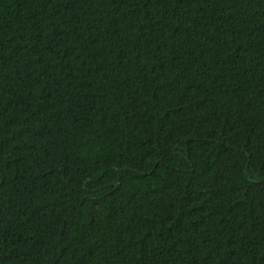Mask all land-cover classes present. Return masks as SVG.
Instances as JSON below:
<instances>
[{"label": "trees", "instance_id": "trees-1", "mask_svg": "<svg viewBox=\"0 0 264 264\" xmlns=\"http://www.w3.org/2000/svg\"><path fill=\"white\" fill-rule=\"evenodd\" d=\"M0 264H264V0H0Z\"/></svg>", "mask_w": 264, "mask_h": 264}]
</instances>
